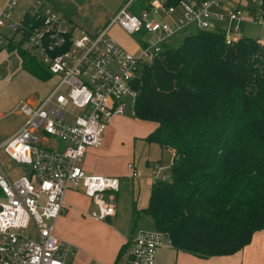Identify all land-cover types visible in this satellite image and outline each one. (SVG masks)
I'll return each instance as SVG.
<instances>
[{
    "label": "built area",
    "instance_id": "2783aa9c",
    "mask_svg": "<svg viewBox=\"0 0 264 264\" xmlns=\"http://www.w3.org/2000/svg\"><path fill=\"white\" fill-rule=\"evenodd\" d=\"M20 1L31 8L16 19ZM134 1L122 4L96 33L43 7L42 0H7L1 8L0 51L26 41L28 53L55 83L35 102H18L23 123L0 141V152L15 166L0 162V264H69L73 248L55 235L54 227L64 195L82 191L95 206L87 214L94 220L115 216L119 179L87 174L83 160L88 148L102 146L113 118L134 108V83L143 69L161 59L174 46L173 38L190 26L221 33L228 43L243 36L234 24L244 21L246 13L227 0H142L144 7L137 12L131 9ZM261 2L256 0V22L264 28ZM114 24L132 38V49L108 36ZM127 170L132 180L138 179L133 164ZM154 174L156 180L167 179ZM164 245L171 241L162 232L140 231L115 264H155Z\"/></svg>",
    "mask_w": 264,
    "mask_h": 264
},
{
    "label": "trees",
    "instance_id": "16d2710c",
    "mask_svg": "<svg viewBox=\"0 0 264 264\" xmlns=\"http://www.w3.org/2000/svg\"><path fill=\"white\" fill-rule=\"evenodd\" d=\"M18 53L28 73L51 77ZM134 85V117L157 125L145 141L172 153L169 177L153 183L140 214L177 252L210 259L242 251L264 231V40L228 43L198 30Z\"/></svg>",
    "mask_w": 264,
    "mask_h": 264
},
{
    "label": "rangeland",
    "instance_id": "374dc122",
    "mask_svg": "<svg viewBox=\"0 0 264 264\" xmlns=\"http://www.w3.org/2000/svg\"><path fill=\"white\" fill-rule=\"evenodd\" d=\"M98 6L104 10V13H109V17L103 21V23L94 30V33L101 30L112 17L111 13L112 4L104 5L103 2L98 1ZM44 3L46 4L45 0ZM229 5L238 6L243 12L246 13L245 20L234 24L237 26L238 32L247 37L258 38L261 41L264 40V28L262 25L256 22L258 9L256 7V0H239L236 4L232 0L228 2ZM47 5V4H46ZM45 7V5L43 6ZM31 8L29 2H19L15 8L14 17L17 19L20 17V13ZM91 8L86 11L84 16L85 21H94V15L96 12H91ZM78 27H81L88 32H92L91 28H88L85 24L76 22ZM119 26L114 24L108 31V36L114 39L119 45L126 49H132L131 37L127 35ZM196 32L195 28L190 26L185 31H180L177 36L172 40L173 45H177L182 41L184 36ZM17 35L15 39H18ZM14 46L3 49L0 51V113L5 116L0 120V129L8 130L16 126L17 123L22 122L23 118L19 115L17 110V104L20 100H36L42 98L54 85L55 79L49 78L47 80H38L30 78L24 74V69L20 63V57L18 51L23 49L27 51L26 41H22L20 44L13 42ZM30 53V52H29ZM156 124L149 121L138 120L134 117L132 107H127L124 114L121 116H115L109 125L110 131L106 138L105 135L104 145L99 149L88 148L87 154L83 160V164L89 163L92 167L97 168V173L103 176L117 177L120 182L119 193L114 195L116 205V218L111 220L88 222L83 225L76 223L79 221L73 217L70 212V208H67L63 214V221L59 224H54L55 234L60 233L63 240L73 247L76 251H83L85 253L98 254V249L102 250L107 240H113L118 234H127L129 238L134 236L140 231L152 230V222L149 218L140 214L146 201L151 188L150 185L145 184L148 181V177L145 176L144 171L147 170V162L150 164L158 165L162 168V175L169 177V168L171 165L172 156L166 149L160 148L155 143H147L145 138L155 128ZM103 144V143H102ZM94 151L90 153L89 151ZM98 154H95L97 153ZM92 155L91 157H88ZM98 155L99 158L95 159L94 156ZM0 162L9 164L14 169L15 166L0 152ZM135 163L136 168L140 172L138 179L133 183L128 180L127 166ZM5 166V165H4ZM154 182V181H153ZM156 182V181H155ZM80 191V190H79ZM81 192V191H80ZM66 194V193H65ZM73 196V202L79 207L83 206V209H89L90 214L94 208L91 201L86 196ZM65 199V195H64ZM108 197L106 196L105 200ZM134 209L137 214L134 215ZM90 220V219H89ZM253 236L251 242H256L258 237H261L260 242L254 245V251H256V261L253 264H263L264 259V231L256 233ZM253 242V243H254ZM251 244V243H250ZM75 252H70L68 259L73 257ZM263 257V259H262ZM217 259L213 264H231L229 262H223L221 257H215ZM173 264V263H172ZM238 264H249L248 259L241 258Z\"/></svg>",
    "mask_w": 264,
    "mask_h": 264
},
{
    "label": "crops",
    "instance_id": "0c3cea01",
    "mask_svg": "<svg viewBox=\"0 0 264 264\" xmlns=\"http://www.w3.org/2000/svg\"><path fill=\"white\" fill-rule=\"evenodd\" d=\"M6 1L7 0H0V10L3 7V5L6 3ZM98 1L103 2L104 5L112 4L111 13H113V15H114L117 12V10L120 8V6L122 4H124L127 0H45L47 5L44 3V0H42V5L43 6L45 5V7L50 8V9L54 10L55 12H57L59 15L67 18L72 24H74L76 26H79V25H77L76 22L85 24L88 28H91V30H92L91 33H94V30L97 29L103 23V21H105L110 15L109 13H104V10L101 8V6H98V3H99ZM230 1L231 0H227V2H230ZM232 1L235 2L236 4L239 3V0H232ZM90 7L95 8V9L91 10V12H93V13L96 12V15H94V17H95L94 21H90V20L85 21L83 18L86 15V11L89 10ZM143 7H144V2H142V0H136L133 2L131 9L134 12H137V11H140ZM113 15H112V17H113ZM117 29L120 30L119 27ZM0 31H3L2 27H0ZM131 42H132V46H134L132 39H131ZM6 49H8V48H6ZM20 63H21V58H20ZM23 71H24V74L27 75L28 77L38 79L35 76L28 73L26 70H23ZM38 80H40V79H38ZM4 116H5V114L0 113V120ZM22 120H24V119H22ZM22 123H23V121L20 123H17L16 126L12 127L11 129H8V130H1L0 129V141L6 140L10 136H12L20 128ZM109 131H110V128L108 127L104 133L105 138H106ZM103 145H104V139H103L102 146ZM97 149H99V148H97ZM166 150H168V149H166ZM89 152L92 153L94 151L91 150ZM168 152L172 156L171 151L168 150ZM86 154H87V152H86ZM95 154H98V152ZM88 157H91L93 159L92 155H89ZM94 158L97 159V158H99V156L95 155ZM171 162H172V160H171ZM133 165H134L135 169L137 170V172L140 174V172L138 171V169L135 166V163H133ZM146 168H147V170L144 171V173H145V176L148 177V181L145 184L150 185V183L152 182L151 184L153 185V183L156 180V176L154 174L155 172L158 173L157 178H162V177L166 178V176L162 175L163 169L159 168L158 165L150 164L147 162ZM83 169L87 174H90L93 172L97 173V168L92 167L89 163H87L86 165L83 164ZM91 175H100V174H91ZM127 178H128V180H131L133 183H135V181L137 180V179L132 180L129 177V171H128V177ZM152 185H151V187H152ZM150 191H151V188H150ZM80 194L84 195L82 193V191L80 192L79 190H68L66 192L65 199H64L63 212L67 208H70L71 209L70 212H71V214H73V217L75 219L79 220L76 222L79 225H83V224H86L88 222H93L94 224H101V223H97V220H94V219L87 216V214L89 213L88 212L89 209H83L84 208L83 206L78 207L73 202V196L79 197V196H81ZM149 195H150V192H149ZM149 195H148V200H149ZM148 200L146 201V203L144 204L143 207H147ZM93 206H94V204H93ZM93 210H95V206H94ZM63 212H62V214H63ZM62 214L57 218V220L55 222L56 224H58V223L60 224L63 221ZM116 215H117V212H116V205H115V216L113 218L107 219L108 222L111 223V220L115 219ZM55 235L60 240L64 241L63 238L61 237L60 233L56 232ZM254 236H255L254 239H256L257 235H254ZM130 239L131 238H129V236L127 234H118L115 239L107 240L104 247L102 248V250L98 249L97 255H94L91 253H85L83 251H76L75 247H73L71 245V247L73 248L72 252H75V253H72L73 257L68 259V263L69 264H115L121 249L126 245V243ZM260 240H261V237H258L256 242H254V241H253L254 243L251 242V244H249L247 247H245L242 251H240L234 255H231V256L221 257V258H223L221 260H226L223 262H229L231 264H238V262L241 258L247 257L248 263L253 264L256 261V258H255L256 251H254V245L257 244L258 242H260ZM262 259H263V257H262ZM216 260L217 259H214V258L199 259V258L190 256V255L182 253V252H177L171 246L164 245L161 248H159L157 251L155 264H172V263L173 264H213L214 262H216ZM263 264H264V259H263Z\"/></svg>",
    "mask_w": 264,
    "mask_h": 264
}]
</instances>
